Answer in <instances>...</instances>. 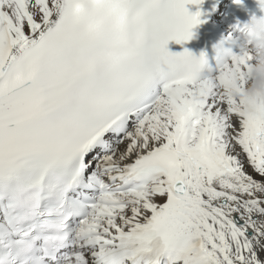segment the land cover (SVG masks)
I'll use <instances>...</instances> for the list:
<instances>
[{
  "label": "snow or ice",
  "instance_id": "6c2138e0",
  "mask_svg": "<svg viewBox=\"0 0 264 264\" xmlns=\"http://www.w3.org/2000/svg\"><path fill=\"white\" fill-rule=\"evenodd\" d=\"M202 2L123 0L117 42L72 0H0V264H264L251 35L237 21L207 75L168 48Z\"/></svg>",
  "mask_w": 264,
  "mask_h": 264
},
{
  "label": "clouds",
  "instance_id": "9594fccd",
  "mask_svg": "<svg viewBox=\"0 0 264 264\" xmlns=\"http://www.w3.org/2000/svg\"><path fill=\"white\" fill-rule=\"evenodd\" d=\"M95 15H89V0H72L71 13L76 18H87V30L100 33L107 25L115 41L125 38L129 16L123 0H90ZM245 26L251 35L248 50L252 63L245 92L253 97H264V16L252 15Z\"/></svg>",
  "mask_w": 264,
  "mask_h": 264
},
{
  "label": "bare ground",
  "instance_id": "6f19581e",
  "mask_svg": "<svg viewBox=\"0 0 264 264\" xmlns=\"http://www.w3.org/2000/svg\"><path fill=\"white\" fill-rule=\"evenodd\" d=\"M222 10H223V7L221 6L220 7V12H222ZM220 12H218L217 14H216V17H218V15L220 14ZM222 14V13H221ZM221 17V16H220Z\"/></svg>",
  "mask_w": 264,
  "mask_h": 264
}]
</instances>
